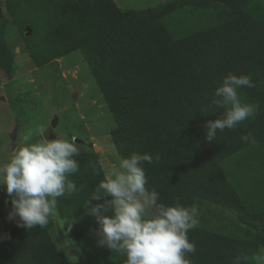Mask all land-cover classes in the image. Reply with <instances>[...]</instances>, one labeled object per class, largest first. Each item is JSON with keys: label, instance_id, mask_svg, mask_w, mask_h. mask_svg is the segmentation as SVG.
<instances>
[{"label": "trees", "instance_id": "obj_1", "mask_svg": "<svg viewBox=\"0 0 264 264\" xmlns=\"http://www.w3.org/2000/svg\"><path fill=\"white\" fill-rule=\"evenodd\" d=\"M4 6L0 73L7 80L18 75L6 41L9 24L38 68L80 51L114 118L111 141L118 154H158L159 161L143 165L148 187L167 205L198 206L199 226L188 232L196 244L192 264H232L233 256L250 257L264 244V0H170L142 10H123L115 0H6ZM184 8L203 30L175 40L162 19ZM230 72L253 77L256 87L240 92L256 114L208 142L204 126L222 109L216 115L203 109ZM248 133L255 144L241 141ZM75 159L80 169L70 179L78 190L58 198L66 237L85 253L101 255L103 264H123L125 257L98 245L92 231L98 225L84 211L103 179L99 155ZM230 215L232 225L225 222ZM52 228L50 220L30 231H1L0 261L71 264L55 246Z\"/></svg>", "mask_w": 264, "mask_h": 264}, {"label": "clouds", "instance_id": "obj_2", "mask_svg": "<svg viewBox=\"0 0 264 264\" xmlns=\"http://www.w3.org/2000/svg\"><path fill=\"white\" fill-rule=\"evenodd\" d=\"M245 87H256L250 74L230 72L217 83L203 109L213 115L222 109L204 126L208 142L216 140L218 131L235 129L255 116L256 106L245 102L239 91ZM22 141L0 161V189L10 197L8 220L30 231L58 217V198L78 190L70 176L80 169L75 159L79 148L74 137L49 132L43 125L29 129ZM241 141L257 142L251 133L242 135ZM113 154L114 160L101 161L103 179L84 209L98 225L92 230L98 245L125 257L123 264H192L196 244L189 240L188 232L199 226L198 206L179 201L167 205L160 202L154 187H148L143 165L159 161L158 154L132 152L120 157L115 150ZM246 260L264 264V244L250 257L233 256L232 264H245Z\"/></svg>", "mask_w": 264, "mask_h": 264}, {"label": "rangeland", "instance_id": "obj_3", "mask_svg": "<svg viewBox=\"0 0 264 264\" xmlns=\"http://www.w3.org/2000/svg\"><path fill=\"white\" fill-rule=\"evenodd\" d=\"M5 1L0 2V9L8 17ZM124 1V5L120 4L123 9H147L170 0ZM250 1L258 3L261 0ZM162 24L175 40L203 30L190 8L178 10L163 18ZM6 41L10 50L16 54L18 75L7 80L0 73V161L8 158L12 148L22 145V136L29 129L43 125L49 131L55 120L58 124L54 133L74 137L79 153L95 152L100 162L114 160L113 150L118 152L111 141V132L116 124L89 65L83 61V54L76 51L56 63L38 68L25 51L23 36L11 24ZM224 166L230 174L234 173L231 163ZM102 168L105 171L103 165ZM10 211V197L0 189V232L16 226L14 221L8 220ZM234 220L230 215L225 222L232 225ZM51 221L54 244L67 255L71 264H103L101 255L85 253L81 246L66 237L60 216ZM0 264L8 263L0 261Z\"/></svg>", "mask_w": 264, "mask_h": 264}, {"label": "crops", "instance_id": "obj_4", "mask_svg": "<svg viewBox=\"0 0 264 264\" xmlns=\"http://www.w3.org/2000/svg\"><path fill=\"white\" fill-rule=\"evenodd\" d=\"M115 2L117 3V5H118L121 9H123L121 5H124V3H125L124 0H115ZM120 4H121V5H120ZM147 9H149V8H147ZM123 10H127V9H123ZM137 10H142V9H137Z\"/></svg>", "mask_w": 264, "mask_h": 264}, {"label": "water", "instance_id": "obj_5", "mask_svg": "<svg viewBox=\"0 0 264 264\" xmlns=\"http://www.w3.org/2000/svg\"><path fill=\"white\" fill-rule=\"evenodd\" d=\"M57 124H58V122H57V120H55L53 123H52V127L49 129V132H52V133H54V129L57 127ZM54 138V137H53Z\"/></svg>", "mask_w": 264, "mask_h": 264}, {"label": "built area", "instance_id": "obj_6", "mask_svg": "<svg viewBox=\"0 0 264 264\" xmlns=\"http://www.w3.org/2000/svg\"><path fill=\"white\" fill-rule=\"evenodd\" d=\"M3 1V0H0V2Z\"/></svg>", "mask_w": 264, "mask_h": 264}]
</instances>
